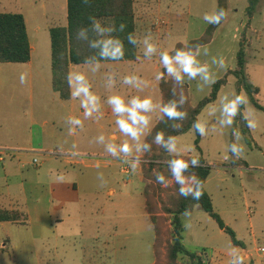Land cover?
<instances>
[{"label": "rangeland", "instance_id": "1", "mask_svg": "<svg viewBox=\"0 0 264 264\" xmlns=\"http://www.w3.org/2000/svg\"><path fill=\"white\" fill-rule=\"evenodd\" d=\"M248 7V0H231L226 21L216 31L214 42L212 41V44L206 46L210 55L201 56L200 59L210 61L211 56L224 58V69L212 66L213 76L217 82L229 71L236 69L237 53L241 44L244 43L247 50L246 72L249 83L260 89V93L256 97L264 107V0L259 3L254 17H250L248 14ZM216 9V0H135L137 37L141 39L138 52L141 53L143 61L155 59V64L159 63L158 53L151 59L144 57L142 38L145 35L151 34L152 42L158 46V50L171 51L178 43L188 44L189 41L201 37L210 25L203 20V15ZM0 13H22L30 22L31 30L32 27L37 26L45 29L59 25L65 26L67 25L68 13L67 0H0ZM161 21L164 23L161 24ZM109 24L112 26L111 20ZM103 25L108 26V24ZM259 38L261 39L259 40ZM39 41L38 54L44 55L47 49L50 50V38L47 41L45 35H42ZM155 64L152 63L150 66L145 64V67L149 68L147 74L153 75ZM11 65L16 66L18 64ZM14 72L12 70L6 71L3 78L7 81L17 79ZM166 78L169 77L166 76ZM7 83L2 95V102L10 104L11 99L14 101L17 99L12 96L21 95V99H26V110L19 116L6 120L2 119V126L5 129L15 130L17 127L29 131L32 95L28 87L25 97L21 94L22 85ZM134 84L133 82V85L130 86L132 87ZM197 84V80L185 83L189 88L193 107L210 95L214 83L204 87L202 91L198 90ZM16 87L19 88L17 93L14 91ZM233 93L237 94L236 79L230 75L228 83L221 89L217 101L208 105L198 118L201 123H205L209 127L208 134L201 136L199 147L196 145L197 136L194 130L177 137L176 144L181 156H202L212 167V173L206 186L207 192L212 197L215 211L227 227L236 233L242 246L235 247L230 235L221 230L216 220L200 206L196 207L190 217L182 216L183 226L186 222L191 224L189 228L184 227L182 243L187 250L198 252L207 264H231L233 252L244 255L243 264H263L264 254L259 257L256 250L264 247V112L255 108L250 96L243 91L247 97V107L253 114L257 127L255 130H251L250 136L243 135L241 143L245 145V152L240 159L231 157L227 150V146L232 140L231 129L211 131L216 117L210 116L209 113L220 107L224 96L231 98ZM34 95L36 98L37 93L34 92ZM25 113L28 117L24 116ZM16 119L18 120L16 121L17 124L15 123ZM19 121L25 124L21 125ZM233 127L235 128V122ZM33 130L36 134L37 128ZM97 157L88 156V159L92 160L93 163L100 158L105 160V158ZM36 159L42 162V159L38 157ZM237 160L245 161L248 165L247 168H243V165L240 166L242 169L233 166L232 162ZM40 167H32L31 170L38 171ZM81 174H83L84 179L96 177V180L91 179L90 182H83L82 195L85 196L89 192L88 189L90 192H95L96 188L98 200H87L88 205L82 217L85 220V228L87 224L88 228L84 230L81 238H78L80 241V244H77L78 247L74 249V246L72 248L67 246L66 254L61 251L59 255L67 258V264L71 261H74V264H82L80 263L81 260L85 256L91 255L90 253L92 256L95 255L92 259L93 264H101L102 261H107V264H116V259L118 264H152L154 261V234L148 220H146L144 229L140 228V235L136 232L137 229L135 228L136 231H133L132 227L128 233H125L124 229L117 233L119 237L115 238L116 245L118 246V243L121 242L124 247L128 238V246L121 251L118 249L117 255L114 254L111 261L106 258V251L103 246L111 233L105 232L102 227L103 224L108 223L110 216L102 217L98 208H101V205L108 200L106 197L109 186L108 175L102 169H83ZM117 176L121 181L128 179L127 175L118 174ZM170 182V187H163L165 190L163 197L174 185V181L170 180ZM134 197L136 198L133 200H131L132 198L125 199L127 205L124 206V209L130 215L128 212L121 215V219L130 225L134 221L131 216V209H138V201L141 203V196L140 198L138 195ZM133 203H135V207ZM79 223L76 220L71 224L74 226ZM27 225H29V221ZM85 244H89L90 249H82L86 246ZM139 252L140 259L138 261ZM48 258V250L42 242L33 241L31 232L27 228L15 224L0 228V264H45L43 261L45 262Z\"/></svg>", "mask_w": 264, "mask_h": 264}, {"label": "crops", "instance_id": "2", "mask_svg": "<svg viewBox=\"0 0 264 264\" xmlns=\"http://www.w3.org/2000/svg\"><path fill=\"white\" fill-rule=\"evenodd\" d=\"M229 3H231V0ZM109 21L104 20L101 23L111 26ZM26 22L32 51L30 62L16 66L11 65L12 63H0V149L8 151L3 158L4 160H0V209L25 212L29 225L25 226L15 222H0V228L10 224L27 228L31 232L33 241L42 242L48 250L49 258L45 262L43 261V263L67 264V258L59 255V252L62 251L63 254H66L67 246L70 248L74 246V249L78 247L77 244H80L78 238H81L84 230L88 228V224L85 228V220L82 217L88 205L87 200H98L96 188L95 192H90V189L85 187L89 192L85 196L82 195L83 182H90L91 179L96 180V177L84 179L81 172L83 169H102L107 173L109 179V186L106 192L108 200L98 210L102 217L107 218L110 216L108 223L103 224L102 228L105 232L111 233L106 238L105 245L103 246L106 251V258L111 261L113 255H117L118 249L121 251L124 247L126 248L129 242L127 238L124 247L119 242L118 248L115 243V238L119 237L117 233H120L123 229L126 231L125 233H128L132 227V230L136 231V228V232L140 235V228L144 229L146 220L150 223L152 230L153 225L146 212V199L144 195L145 177L143 158L145 152L140 154V164L134 172L128 163H125L120 158L112 157L106 152L105 148L107 144H120L128 139L118 130L115 123L116 116L106 101L108 96L114 94L123 96L126 102L137 95L141 98L151 97L155 105V110L149 114L151 116L150 129L152 131L162 114L159 110L163 103L160 91L161 81H157L155 75L158 72H162L163 68L160 66V63L155 64V59L143 61L139 52L135 61L101 60V67L97 73H91L84 65H72L70 71L76 69L85 72L93 85L92 91L100 97V111L94 112L91 118L85 119L78 99L70 98L69 100H62L59 94L53 90L51 40L50 50L47 49L44 55L38 54L37 46L40 42L39 40L42 35H45L48 41L51 27L45 29L37 26L32 27L31 30L30 22L27 18ZM152 63L155 66L153 68V75H150L147 74L149 68L145 67V64L150 66ZM8 70L15 71L14 76L17 79L11 81L5 80L3 78L4 73ZM109 72L115 73L111 80L107 74ZM21 74L26 76L24 84L20 83ZM129 75L140 77L146 82V85L141 83L137 87L135 86L136 82H134V86L131 87L130 85L123 84V77ZM7 82L22 85L23 90L21 94L25 97L28 89L32 95L29 131L27 129L21 130L17 127L15 130L5 129L2 126V119L6 120L7 118L19 116L26 110V99H21V95V97L17 95L12 96L17 99L16 101L11 99L10 104L2 102V95L8 84ZM125 86L128 87L126 88ZM18 90V87L14 88L16 93ZM34 92L37 93L36 98ZM5 114L7 115L6 117ZM24 116L28 117L26 113ZM69 118L81 119L83 121V128L69 124ZM16 121L18 120H15L17 124ZM19 124L23 125L25 123L19 121ZM34 128H37L36 134L33 130ZM69 128L74 129L72 134H69ZM100 135L105 137L102 143L97 139ZM147 136L142 137L144 142ZM113 137L115 139H112ZM52 152L76 154L78 157L63 156L58 158L52 156ZM88 156H98L103 159L105 158V160L99 159L93 163L92 160L88 159ZM37 157L42 159V162L38 161ZM35 160H37V163H35ZM32 167H40V169L38 171L31 170ZM239 169L242 168L239 167ZM118 174L127 175L128 179L121 181L117 176ZM208 181L209 178L206 186ZM130 187L131 189H129ZM135 195H138L139 198L141 196V203L138 201V209H131V216L134 221L130 225L121 219V215L128 212L124 209V206L127 205L125 199L132 198L131 200H133L136 198L134 197ZM133 206L135 207V203H133ZM136 214L137 217H135ZM76 220L80 223L73 226L71 223ZM85 245L82 249H90L89 244ZM257 250V255L260 257ZM51 253L52 256H50ZM90 254L85 256L80 263L93 264L92 259L95 255L92 256V253ZM240 256L243 257L244 261V255ZM247 258H249L248 255ZM139 259L140 252L137 255V260L139 261ZM115 263L118 264L117 259ZM154 263L155 260L152 264ZM69 264H74V261H71ZM101 264H107V261H102Z\"/></svg>", "mask_w": 264, "mask_h": 264}, {"label": "trees", "instance_id": "3", "mask_svg": "<svg viewBox=\"0 0 264 264\" xmlns=\"http://www.w3.org/2000/svg\"><path fill=\"white\" fill-rule=\"evenodd\" d=\"M217 9L223 8L228 12L229 0H216ZM248 14L254 17L261 0H248ZM67 25L51 27L49 30L52 52V87L59 94L62 100H69L70 89L67 83V75L72 65H83L85 56L94 55L96 50L89 49L88 43L92 39L89 34L87 39L79 42L76 40V31L79 27L88 26L90 18L100 21L111 20L112 25L117 28L113 36L118 37L124 44V57L122 60L135 61L138 57L140 43L132 45L128 42L127 36L132 33L137 36L135 0H89L85 4L83 0H67ZM226 20L219 25H209L203 35L197 39L189 41V46L197 44L207 46L212 43L216 31ZM123 23L126 27L121 32L119 25ZM183 43H178L175 48L183 47ZM31 45L29 40L26 18L22 13H0V63L27 64L31 60ZM247 50L244 43L241 44L237 53V66L235 70L229 71L223 78L213 84L210 95L201 100L197 106L193 107L189 88L183 86L184 95L187 102L182 105V111L187 112L185 120H169L166 116L157 122L152 131L148 134L145 142L151 145L150 151H145L143 172L145 177L144 195L146 199V212L150 217L155 235L154 241V264H207L198 252H191L183 245L184 226L182 213L187 209L193 213L197 206H200L216 222L221 230L229 234L235 247L242 246L237 239L236 233L227 227L220 215L215 211L211 195L206 190V182L212 173V167L208 165L202 156H180V158L191 160L197 158L200 167L190 168L184 173L190 177L195 173L203 182V195L199 201L193 200L191 196L184 198L179 194V185L174 182L173 187L163 197L165 190L156 182L154 173H162L169 181L171 171L168 169L167 161L172 157L166 150L156 145L153 141L157 132H163L165 138L168 136L179 137L194 130L192 125L202 111L211 104H214L221 89L227 85L230 75L236 79L237 94L245 91L250 100L260 111L264 112V107L259 103L257 95L260 89L249 83L246 72ZM175 86V94L173 87ZM163 104L170 100L179 101L181 99V85L176 84L171 78H166L160 83ZM163 114H161L162 116ZM181 124L179 129H173L172 124ZM235 128L240 129L246 137L251 135V131L245 126V122L237 116ZM196 145L199 147L201 136L196 133ZM233 142V137L231 143ZM231 157L232 154L230 152ZM235 167L247 168L245 161H233ZM0 222H15L27 225L28 217L25 212L10 211L0 209ZM254 264V263H251Z\"/></svg>", "mask_w": 264, "mask_h": 264}, {"label": "clouds", "instance_id": "4", "mask_svg": "<svg viewBox=\"0 0 264 264\" xmlns=\"http://www.w3.org/2000/svg\"><path fill=\"white\" fill-rule=\"evenodd\" d=\"M83 2L88 4L89 0H83ZM227 16L228 12L225 9L218 8L211 13H205L202 18L208 24L219 25L227 19ZM125 27L121 23L118 30L122 32ZM116 31L117 28L114 25L105 26L96 18H90L88 26H82L77 29L76 40L79 42L87 39L89 34L92 36L88 47L89 49L96 50V52L94 55L85 56L83 59L84 67L91 73H97L100 70L101 60L117 61L123 59L124 44L118 37L113 36V33ZM127 40L132 45L141 43V39L132 33L127 36ZM142 43L144 45L143 54L145 58L151 59L157 53L159 54V63L164 71L156 73L155 79L163 81L167 76L174 80L176 84L181 85V99L179 101L170 100L166 104L162 103L159 110L163 115L159 119L162 120L165 116L173 121L187 119V112L181 110L182 105L187 102L183 86L186 82L197 80V88L202 91L204 87L215 83L212 66L224 69V58L222 56H211L210 61H202L200 57L209 56L210 53L206 46L199 44L189 46L185 43L181 48H173L171 51H160L158 50V46L152 42L150 33L142 38ZM107 74L110 80L115 75L112 72ZM25 82L26 76L21 74L20 83L24 84ZM112 82L114 83V81ZM133 82H136L135 86L137 87L141 83L146 85V82L138 76L129 75L123 77V84L133 85ZM67 83L70 89V97L71 99L79 100L85 119L91 118L94 112L100 111V97L92 91L93 85L85 72L73 69L67 75ZM173 93L175 94V86L173 87ZM106 103L111 107L112 112L116 116L115 123L118 130L128 139L120 144L109 143L106 145L105 150L112 157L120 158L125 163H128L134 172L140 164V154L151 150V145L144 142L142 137L147 136L151 131V116L149 114L155 109L154 102L151 97L141 98L138 95L133 96L126 102L123 96L114 94L108 96ZM247 105L246 94L243 92L240 94L233 93L231 98L224 96L220 107L209 113L210 116L216 117L211 131L223 130L225 128L232 130L233 142L227 146V150L231 152L235 159L242 158L245 152V145L241 143L243 134L240 129L233 127L236 117L239 116L250 131L255 130L257 127L254 116ZM68 123L83 128V121L79 118H69ZM171 127L179 129L182 125L174 123ZM192 127L200 136L208 134V125L201 123L199 119L193 122ZM73 131V128H69V134H72ZM97 139L102 143L105 137L100 135ZM112 139H115V137ZM153 142L163 147L169 156L172 157L167 161V166L171 171L172 181L180 186L178 189L180 196L184 198L191 196L193 200L199 201L203 195V182L195 173L190 177H186L184 173L190 168L200 167V161L197 158H192L191 160L180 158L181 153L177 149L176 137L168 136L166 139L162 131L156 133ZM154 174L156 182L162 187L167 188L171 186V182L162 173L156 172ZM182 215L187 218L190 217L191 213L186 209ZM184 227L189 228L191 224L186 222ZM231 264H243V257L233 252Z\"/></svg>", "mask_w": 264, "mask_h": 264}, {"label": "built area", "instance_id": "5", "mask_svg": "<svg viewBox=\"0 0 264 264\" xmlns=\"http://www.w3.org/2000/svg\"><path fill=\"white\" fill-rule=\"evenodd\" d=\"M164 23L163 21H161V24ZM8 153V151L4 150V149H0V160L3 161L4 156ZM52 156L54 157H78L76 154L72 155V154H63V153H58V152H52L51 153ZM100 158V157H97ZM101 159V158H100ZM35 163H37V160H35ZM258 254L261 256L264 254V247L258 248ZM264 264V263H263Z\"/></svg>", "mask_w": 264, "mask_h": 264}]
</instances>
